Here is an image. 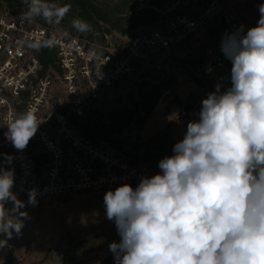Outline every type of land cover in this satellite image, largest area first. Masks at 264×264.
I'll return each mask as SVG.
<instances>
[{
  "label": "clouds",
  "instance_id": "clouds-1",
  "mask_svg": "<svg viewBox=\"0 0 264 264\" xmlns=\"http://www.w3.org/2000/svg\"><path fill=\"white\" fill-rule=\"evenodd\" d=\"M69 10L28 0L23 19L59 23ZM259 13L254 27L222 38L231 86L221 92L217 85L201 101L199 120L187 124L173 155L159 161L160 172L141 177L135 188L124 183L105 193L107 218L121 238L109 245L115 264H264V3ZM72 26L92 31L82 19ZM39 124L29 109L6 121L4 135L23 150ZM14 183V172L0 166V249L22 234L28 218ZM28 196L35 206V190Z\"/></svg>",
  "mask_w": 264,
  "mask_h": 264
},
{
  "label": "built area",
  "instance_id": "built-area-1",
  "mask_svg": "<svg viewBox=\"0 0 264 264\" xmlns=\"http://www.w3.org/2000/svg\"><path fill=\"white\" fill-rule=\"evenodd\" d=\"M144 7L142 2L134 10ZM213 7L221 10L227 33H235L241 26L245 32L251 28L218 0H211L194 16L160 15L153 26L144 31L136 29L126 43L114 47L107 35L102 43L92 42L0 10V166L4 154L12 157V167H3L14 172L12 191L18 199L27 202L33 189L36 201L41 202L80 192L114 190L124 183L136 187L141 177H151L140 161L131 162L89 141L75 122L84 121L89 110L107 99L117 83L143 69L154 55L200 46ZM41 48L54 52L58 70L41 74ZM202 51L193 78L205 83L214 75L226 73L221 47L204 46ZM151 70L156 78L165 79L161 62L154 63ZM203 99L181 111L179 118L184 124L199 119ZM29 109L40 124L26 148L18 150L4 135L6 121Z\"/></svg>",
  "mask_w": 264,
  "mask_h": 264
},
{
  "label": "rangeland",
  "instance_id": "rangeland-1",
  "mask_svg": "<svg viewBox=\"0 0 264 264\" xmlns=\"http://www.w3.org/2000/svg\"><path fill=\"white\" fill-rule=\"evenodd\" d=\"M63 0H52L60 5ZM96 5L110 10L111 4L116 0H94ZM148 0L144 4L147 6ZM159 1V0H158ZM229 11L236 13L249 27H254L260 17L259 5L264 0H218ZM20 9L18 15L23 16L27 12L28 0H18ZM139 0L133 7L139 5ZM207 0H166L154 14V18L142 25H138L139 31H144L155 24L159 16H173L178 13H186L194 16L209 6ZM5 1L0 0V10H4ZM134 9V8H133ZM128 9H125L127 11ZM135 11V10H132ZM71 12L68 11L59 23H48L42 17H36L31 21L42 25L56 28L58 31L86 38L85 33H81L73 28ZM221 10L212 8L211 18L205 24V35L198 47H184L171 51H165L154 55L143 69L136 70L132 75L117 83L110 91L107 99L99 101L93 108L109 115L114 110L127 104V93L134 92L137 85L142 81L151 83L156 79L151 67L156 62H161L164 69L165 79L174 78L175 85L163 92L157 106L141 128L132 124L127 132L120 135L122 139L121 150L116 153L122 154L124 150L132 151V144L146 142L155 134H168L167 144L173 140L175 145L182 140L187 124L181 120L180 114L184 108L192 107L201 99L206 98L208 93L216 91L220 85L223 92L229 88L225 78L220 74L214 75L205 83L196 84L193 79V71L203 58V47L214 46L220 48L222 38L225 35L220 21ZM46 22V24H44ZM130 25V24H129ZM127 24L124 26L133 33L132 28ZM105 28L107 26H104ZM135 31V30H134ZM211 31H215L212 35ZM107 41L114 47L127 42V36H122L119 32L109 29L106 33ZM102 43V42H101ZM225 61V59H224ZM195 64V66L193 65ZM231 67H225L226 74H231ZM180 80H177V79ZM199 120V119H198ZM193 120V121H198ZM105 144V143H101ZM143 148L138 155L142 154ZM173 150L171 151V154ZM149 172L156 174L154 163L149 164ZM148 167V166H147ZM105 192H80L62 198H47L37 202L35 206L27 204L21 211L28 213V218L24 220L22 234L8 241V246L0 249V264H66L68 261H79L81 264H100V259L113 254L109 250L112 242L119 243L115 222L109 220L104 206ZM5 208L11 210L13 204L6 203ZM0 238H3L0 236Z\"/></svg>",
  "mask_w": 264,
  "mask_h": 264
},
{
  "label": "trees",
  "instance_id": "trees-1",
  "mask_svg": "<svg viewBox=\"0 0 264 264\" xmlns=\"http://www.w3.org/2000/svg\"><path fill=\"white\" fill-rule=\"evenodd\" d=\"M5 1V8L13 15H18L20 9V3L18 0H3ZM138 0H116L114 4H111L112 9L107 10L102 6L96 5L94 0H63L60 6H70L71 19H82L91 25L92 31L85 33V37L92 42H102L104 35L109 33V29H113L119 32L122 36L130 37L129 30L125 28L127 24L132 30H136L138 25L145 24L154 18L156 12L155 9H159L163 6V2L166 0H151L141 11L134 10L133 6ZM140 2H147L148 0H139ZM209 3L211 0H207ZM28 9V7H27ZM125 9H128L125 11ZM46 24V22H44ZM220 24L223 30L226 32V27L222 21ZM104 26H107L106 28ZM212 35L215 31H211ZM42 64L41 74H46L50 70H58V66L55 62L54 52L47 48H41L38 55ZM225 67H231L232 62L226 58ZM195 66V64H193ZM225 78L228 86H231V74H220ZM196 84L200 83L197 78L192 79ZM175 85V79H154L151 83L142 81L137 85L134 92L129 91L127 93V104L121 108L112 111L109 115L104 116L96 108L89 110V115L84 121H76V125L81 131L82 135L89 139V141L95 144H102L104 147L114 150L115 152L121 150L122 139L120 135L127 132L130 126L133 124L137 130H141L153 110L158 104V101L167 89L172 88ZM188 108V107H187ZM168 134L163 131L162 134H155L150 137L146 142L132 144V151L136 155H132L131 151L124 150L121 156L131 162L140 161L147 169L150 163H154V170L157 173L160 172L158 167L159 161L167 156L173 155L174 144L173 140L167 144ZM142 154L137 153L143 148ZM45 161H42L43 164ZM2 166L11 168L12 164L3 161ZM149 170V169H148ZM153 175H155L153 173ZM135 188L134 186H132ZM100 264H115L113 254L107 255L100 259ZM66 264H81L79 261H68Z\"/></svg>",
  "mask_w": 264,
  "mask_h": 264
}]
</instances>
